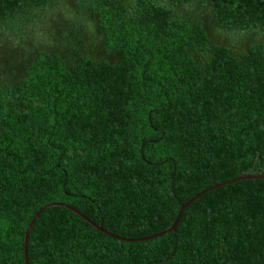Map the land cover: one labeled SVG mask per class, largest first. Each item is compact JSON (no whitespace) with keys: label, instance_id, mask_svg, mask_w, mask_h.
Returning <instances> with one entry per match:
<instances>
[{"label":"trees","instance_id":"obj_1","mask_svg":"<svg viewBox=\"0 0 264 264\" xmlns=\"http://www.w3.org/2000/svg\"><path fill=\"white\" fill-rule=\"evenodd\" d=\"M241 174H264V0H0V264L52 202L27 264H264Z\"/></svg>","mask_w":264,"mask_h":264},{"label":"water","instance_id":"obj_2","mask_svg":"<svg viewBox=\"0 0 264 264\" xmlns=\"http://www.w3.org/2000/svg\"><path fill=\"white\" fill-rule=\"evenodd\" d=\"M248 177H253V178H261L263 177L264 178V174H241V175H238L236 178H248ZM233 179V178H232ZM231 179V180H232ZM216 185V184H214ZM207 189L206 188H202L200 190H198L197 192L193 193L192 195H190L187 199H185L183 202H181L179 208L177 209V212L175 214V216L173 217L171 223L166 226L165 228L161 229V230H158L154 233H151L149 235H147L146 237H149V236H153V235H156V234H159V233H162L168 229H171L173 228L175 222H176V219H177V216L179 214V212L181 211V209L183 208V206H185L191 199H193L194 197H196L197 195H199L201 192L205 191ZM49 204H55L54 202L52 203H48V204H44L42 206H40L33 214L32 216L29 218V220L27 221L25 227H24V230H23V233H22V256H23V263L24 264H27L26 262V257H25V245H26V237H27V231H28V228L30 226V223L32 222V220L34 219V217L37 215V213L45 206L49 205ZM64 205L65 207L69 208L70 210H72L73 212L77 213L80 217H82L84 220H86L87 222H89L91 225H93L95 228H97L98 230L100 231H103L105 233H108V234H112L111 232L103 229L100 224H96L94 223L93 221H91L89 218H87L84 214H82L80 211H78L77 209H75L74 207H71L67 204H62Z\"/></svg>","mask_w":264,"mask_h":264}]
</instances>
